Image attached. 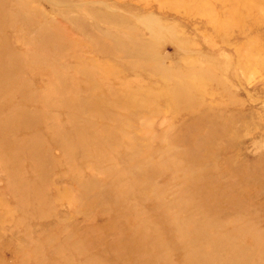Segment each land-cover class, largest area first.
Segmentation results:
<instances>
[{"label":"rangeland","instance_id":"1","mask_svg":"<svg viewBox=\"0 0 264 264\" xmlns=\"http://www.w3.org/2000/svg\"><path fill=\"white\" fill-rule=\"evenodd\" d=\"M0 264H264V0H0Z\"/></svg>","mask_w":264,"mask_h":264},{"label":"bare ground","instance_id":"2","mask_svg":"<svg viewBox=\"0 0 264 264\" xmlns=\"http://www.w3.org/2000/svg\"><path fill=\"white\" fill-rule=\"evenodd\" d=\"M92 74V73H91ZM26 148V147H25ZM24 151H25V149H24Z\"/></svg>","mask_w":264,"mask_h":264}]
</instances>
